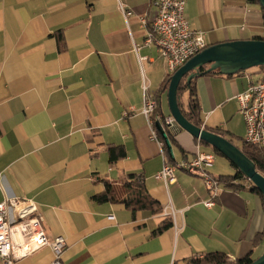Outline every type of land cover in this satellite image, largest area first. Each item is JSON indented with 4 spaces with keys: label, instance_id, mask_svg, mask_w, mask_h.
Instances as JSON below:
<instances>
[{
    "label": "crops",
    "instance_id": "0c3cea01",
    "mask_svg": "<svg viewBox=\"0 0 264 264\" xmlns=\"http://www.w3.org/2000/svg\"><path fill=\"white\" fill-rule=\"evenodd\" d=\"M185 1L186 18L206 34L208 47L264 37L263 12L248 0ZM120 2L131 15L118 0H0V202L9 195L37 204L47 238L64 239L61 264H187L216 252L231 262L255 260L264 250V240L255 243L264 232L259 196L222 184L207 208L202 179L184 171L168 185L155 179L164 157L142 114L144 87L157 111L171 116L170 74L157 47L144 44L153 0ZM247 75L264 76L247 71L194 81L202 127L239 148L246 123L237 96L248 88ZM174 133L181 153L173 146L175 159H191L198 149L215 156L179 127ZM111 147H123L125 158L111 163ZM130 174L161 213L94 199L107 181L123 200ZM168 220L173 227L153 235ZM54 260L44 248L16 264Z\"/></svg>",
    "mask_w": 264,
    "mask_h": 264
},
{
    "label": "built area",
    "instance_id": "2783aa9c",
    "mask_svg": "<svg viewBox=\"0 0 264 264\" xmlns=\"http://www.w3.org/2000/svg\"><path fill=\"white\" fill-rule=\"evenodd\" d=\"M118 1L124 15H131L124 4ZM152 4L155 13L144 44L157 47L167 64L169 74L172 75L208 48L206 34L192 29L185 15V0H153ZM247 78L250 81L248 88L237 96L240 112L246 123L245 142L264 147V76L259 81L252 80L250 75ZM144 90L142 114L151 128L152 140L159 144L164 157L163 167L155 179L168 185L176 180L177 171H184L202 179L210 194V200L204 202V205L212 208L220 195L222 185L209 172L214 164V155L198 149L191 159L170 162L165 151L166 144L160 139L156 124L159 123L166 133V129L175 131L178 128L177 123L172 116L159 113L157 100L147 93L146 86ZM1 179L0 175V190ZM244 186L247 189L252 187L245 183ZM63 246L62 237L53 241L47 238L44 217L35 202L9 195L0 202V259L3 264H16L44 248H50L54 253V264H61Z\"/></svg>",
    "mask_w": 264,
    "mask_h": 264
},
{
    "label": "water",
    "instance_id": "95a60500",
    "mask_svg": "<svg viewBox=\"0 0 264 264\" xmlns=\"http://www.w3.org/2000/svg\"><path fill=\"white\" fill-rule=\"evenodd\" d=\"M258 2L264 11V0H258ZM207 65L209 69L201 72V69ZM260 66H264V40H237L210 46L189 60L172 76L168 88V105L177 126L194 139L208 144L223 155L253 184V187L260 191L264 204V176L257 171L254 162L225 137L189 122L182 113L178 96V90L184 78L190 85L194 79L212 71H219L222 75L230 76ZM156 128L161 133L170 158L175 161L174 149L167 134L159 123L156 124ZM252 264H264V255L254 260Z\"/></svg>",
    "mask_w": 264,
    "mask_h": 264
},
{
    "label": "trees",
    "instance_id": "16d2710c",
    "mask_svg": "<svg viewBox=\"0 0 264 264\" xmlns=\"http://www.w3.org/2000/svg\"><path fill=\"white\" fill-rule=\"evenodd\" d=\"M250 3L256 4L260 7V9L263 12L264 16V11L261 8L258 0H248ZM253 40H264V37H255ZM259 71H261L264 74V66L257 67ZM209 69V65L205 66L203 69H201V72H206ZM248 71V70H247ZM247 71L240 72L244 73ZM208 75H222L219 73V71H212L209 73H206ZM237 74V75H239ZM174 74L169 75L167 83H166V88L168 90L169 84L171 81V78ZM237 75H223L225 77H233ZM195 79L192 81L190 85L187 84L186 78H184L180 84L179 90H178V96H179V105L182 110V113L186 117V119L194 124L197 127H202L201 123V116H200V104L198 100V96L196 93V88H195ZM188 95L187 103H184L183 97L184 95ZM218 135H223V133L216 131L215 132ZM166 134L169 138V140L172 143V146L176 147L178 146L176 139H175V133L173 130L166 129ZM159 137L160 139L163 140L161 133L159 132ZM200 143L209 146L208 144L200 141ZM211 147V146H209ZM242 152L251 160L254 162L256 165V169L260 174L264 176V147L261 146H255V145H250L245 142V140L242 143V147L240 148ZM213 152L217 155H221L216 149L212 148ZM165 151L167 154V157L169 158L170 162H174L167 151V148L165 147ZM109 156H110V162L113 163L119 159L125 158L126 152L123 147H111L109 148ZM219 181L222 184H226L232 188L235 189H247L244 186V183L242 182L246 178L244 175L236 169V173L233 176H220L218 177ZM106 186V190L97 196L94 197V199L99 202V203H105V202H122L126 205L127 208L131 209L133 212L138 211V210H148L151 211L153 214H158L162 212V208L159 205L157 201L152 199L150 195L148 194L145 186L141 182V180L134 174L128 175V183L124 186L126 189V197L123 200H118L116 197V189L114 188L113 185H110L107 181H103ZM250 190L252 193L256 194L257 196L260 197V199L263 201V196L260 193V191L256 187H251ZM173 227V223L171 221H165L162 223L159 228H157L153 235H159L162 234L163 232L169 230L170 228ZM264 240V232L260 233L256 239L255 243L259 244ZM254 260L250 255L245 256L241 259H237L235 262H231L227 255L221 252H216V253H209L205 255L203 258H196V259H191L187 264H252Z\"/></svg>",
    "mask_w": 264,
    "mask_h": 264
},
{
    "label": "rangeland",
    "instance_id": "374dc122",
    "mask_svg": "<svg viewBox=\"0 0 264 264\" xmlns=\"http://www.w3.org/2000/svg\"><path fill=\"white\" fill-rule=\"evenodd\" d=\"M201 1V0H200ZM258 68H252V69H249L248 72H251V73H254V72H258ZM187 94L184 95L183 97V101L184 103L187 102ZM237 143L239 145L242 146V143L243 141H240L239 138H237ZM235 144H236V139H235ZM176 151L178 153V156L179 154L181 155L179 149L176 147ZM215 160H214V166L211 168L210 172L212 174H214L215 176H233L235 174V169L231 166V163L224 157L220 156V155H217L215 154ZM177 162H180V160H177ZM243 183L247 184L248 186L252 185L253 184L248 181L247 182V179L243 180L242 181ZM264 255V250L261 249V251L257 252V254L254 256L255 260H257L258 258L262 257Z\"/></svg>",
    "mask_w": 264,
    "mask_h": 264
}]
</instances>
